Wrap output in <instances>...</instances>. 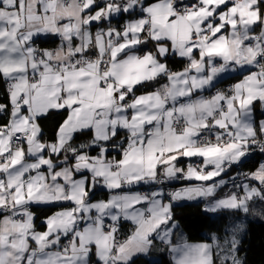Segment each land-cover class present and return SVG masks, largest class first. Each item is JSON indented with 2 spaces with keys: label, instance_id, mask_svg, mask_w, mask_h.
I'll list each match as a JSON object with an SVG mask.
<instances>
[{
  "label": "snow or ice",
  "instance_id": "obj_1",
  "mask_svg": "<svg viewBox=\"0 0 264 264\" xmlns=\"http://www.w3.org/2000/svg\"><path fill=\"white\" fill-rule=\"evenodd\" d=\"M223 74L236 82L204 96ZM257 101L264 0H0V264H135L157 240L171 264H246L244 224L190 243L173 203L264 220V161L232 179L240 192L217 198L215 179L264 154ZM175 180L200 183L165 193ZM61 204L37 230L32 206Z\"/></svg>",
  "mask_w": 264,
  "mask_h": 264
},
{
  "label": "trees",
  "instance_id": "obj_2",
  "mask_svg": "<svg viewBox=\"0 0 264 264\" xmlns=\"http://www.w3.org/2000/svg\"><path fill=\"white\" fill-rule=\"evenodd\" d=\"M57 43L58 42L50 41L46 44L39 45V47L54 49L57 47ZM169 67L173 70H182L184 67V61L180 58H175L171 60ZM154 86L150 89L141 88L138 93L150 91ZM59 119H61V117L56 115L48 121H45L44 124L46 130H51ZM255 119L258 127L259 120L264 119V115L255 111ZM259 161V158L249 160L242 170H254L258 166ZM56 209L57 208L54 207L32 208L36 229H42L43 225L41 221ZM173 214L175 220L180 224V230L184 232L186 239L190 243H200L208 240L212 232L222 231L225 225L229 222V219L226 216L229 213H221L218 216H211L203 211V205L200 202L174 205ZM126 235L127 232L124 236ZM241 240L240 255L246 260V264H264V220L253 217L248 218L246 229L241 236ZM156 258L157 260L155 261L144 256H138L134 259L135 264H171L170 256L166 252L157 254Z\"/></svg>",
  "mask_w": 264,
  "mask_h": 264
},
{
  "label": "crops",
  "instance_id": "obj_3",
  "mask_svg": "<svg viewBox=\"0 0 264 264\" xmlns=\"http://www.w3.org/2000/svg\"><path fill=\"white\" fill-rule=\"evenodd\" d=\"M122 23H123V19H120V17H117V18H115L113 20V26H120V24H122ZM98 27H99L98 25H95L94 24L93 25V28H92L93 32H95ZM149 47H151V45H149ZM232 75H234V74H223V77H222L221 82L216 83V87L220 86L222 83L223 84H226V85H231L232 86L236 82L234 79L230 78ZM163 82L164 81H161V83H163ZM156 87H159V84H156L154 86V88L152 90H150V91H154ZM213 89L214 88L206 89L203 92V95L204 96H209L210 91H212ZM139 94H141V93H137V95H139ZM255 111L259 112L261 115H264V111L261 110L260 104H259L258 101L255 102ZM111 153H112L111 155H116V154H114V153H116L115 151H112ZM201 159L202 158H199V157H191V158L181 157L179 159V161H178V166L183 167L186 170L187 167L189 166V164H191V165H193L194 163L195 164H199L201 162ZM260 162H261V160L259 161V163ZM221 178H223L225 180L226 185L225 186H222L221 188H218L217 189V198H223L224 196H226V195H228V194H230L232 192H240L241 191L240 189L235 188L233 185L230 186L228 184V181H227L228 176L225 175V174H222V177H217L215 179L216 180H219ZM197 183H200V182H197V181H185V180H175V181H171V182L167 183V185H168V188L171 189V190H173V189L174 190H179V189H181V188H183L185 186L194 185V184H197ZM205 183H212V181H208V182H205ZM150 186L151 185L141 184V185L135 186V188L133 190L138 191L139 189H141L143 187L150 188ZM107 191H108L107 189H103V192L97 190L96 194L92 198L93 201H96V200H107L110 197V195H111V193H109V191L108 192ZM123 191H127V189H124ZM164 192H165V190H164ZM165 202H167V200H165ZM198 202H200L203 205V211H204V208L206 206V201L203 198H197L196 200H192V201H187L186 200V201L174 202L173 203V206L174 205H179V204H182V203H198ZM69 206L70 205H68V204H61V205H33L32 208H46V207H54V208H57L50 215H48V216H51L56 211L61 210V208L69 207ZM137 207H140V206L138 205ZM221 213H229L228 215H226L227 218L229 219L228 224H232V221L233 220H237V221L240 220L241 223L245 225V229H246L247 219L248 218H252V216H248L247 218H244V214H242V213L239 214V218H237V214H235L234 212H232L230 210H221V211H219L217 213H207V214H209L211 216H218ZM253 218H257L258 219V217H253ZM34 220H35V217H34ZM41 223L43 225L42 229H37V230H39V231L46 230V226L44 224V220H42ZM131 229H132V225H131V222L130 221H121V226H120L119 232H118L119 238L120 239L126 238L130 234ZM126 232H127V235L124 236V234ZM181 233L185 237L184 232L181 231ZM63 242L66 244L67 243V240H64ZM163 247L164 246L161 245L160 242L157 240L156 241V245H155V247L152 248L150 254H148V255L141 254L139 256H144V257H147V258L151 259L152 261H155V260H157V258H156V255L157 254H159V253H165V252L168 253L166 250H162ZM93 259H95V258L93 257ZM170 259H171V256H170Z\"/></svg>",
  "mask_w": 264,
  "mask_h": 264
},
{
  "label": "built area",
  "instance_id": "obj_4",
  "mask_svg": "<svg viewBox=\"0 0 264 264\" xmlns=\"http://www.w3.org/2000/svg\"><path fill=\"white\" fill-rule=\"evenodd\" d=\"M230 87H231V85H224V86L216 87L212 91H210V95L215 94V92L218 91V90L227 91ZM256 156H260V157H263L264 158V154H261L259 151H255L254 153H252V157H256ZM196 165L197 164H195V163L193 164V166H196ZM241 172H245V170H241V168L240 169H237L235 166H233V169L228 172V174H227V176H228L227 181H228V184L230 186L233 185V183H232V179L233 178H236L237 183L240 182L241 176L239 174ZM164 188H165L164 189L165 190V193L170 192V191H174V189L173 190L169 189L168 188V185H165ZM151 189L144 187V188L139 189V191L140 192H147V191H149ZM98 191H100V190L98 189Z\"/></svg>",
  "mask_w": 264,
  "mask_h": 264
},
{
  "label": "rangeland",
  "instance_id": "obj_5",
  "mask_svg": "<svg viewBox=\"0 0 264 264\" xmlns=\"http://www.w3.org/2000/svg\"><path fill=\"white\" fill-rule=\"evenodd\" d=\"M220 86H224V85H220ZM220 86H218V87H220ZM209 95H210V93H209ZM253 158H259L261 161H264V158L263 157H260V156H256V157H252V159ZM241 170H242V168H241ZM231 171V170H230ZM167 185V184H166ZM157 187H159V186H157ZM144 188V187H143ZM152 188V186H150V189ZM165 188L163 187V190H164ZM152 190V189H151ZM116 192H120V191H123V190H115ZM139 191V190H138ZM108 192V191H107ZM233 222H237V223H241V221L239 220V221H237V220H233L232 221V223ZM241 236H242V234H241Z\"/></svg>",
  "mask_w": 264,
  "mask_h": 264
},
{
  "label": "water",
  "instance_id": "obj_6",
  "mask_svg": "<svg viewBox=\"0 0 264 264\" xmlns=\"http://www.w3.org/2000/svg\"><path fill=\"white\" fill-rule=\"evenodd\" d=\"M101 192H103V190H100Z\"/></svg>",
  "mask_w": 264,
  "mask_h": 264
},
{
  "label": "bare ground",
  "instance_id": "obj_7",
  "mask_svg": "<svg viewBox=\"0 0 264 264\" xmlns=\"http://www.w3.org/2000/svg\"><path fill=\"white\" fill-rule=\"evenodd\" d=\"M222 85H226V84H222Z\"/></svg>",
  "mask_w": 264,
  "mask_h": 264
}]
</instances>
